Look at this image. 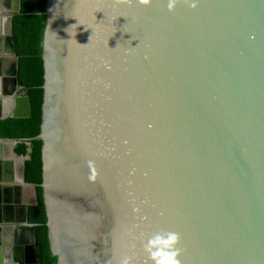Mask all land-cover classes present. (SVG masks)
<instances>
[{
	"label": "water",
	"instance_id": "1",
	"mask_svg": "<svg viewBox=\"0 0 264 264\" xmlns=\"http://www.w3.org/2000/svg\"><path fill=\"white\" fill-rule=\"evenodd\" d=\"M168 2L47 0L36 138L57 264H153L146 246L167 251L149 244L167 233L180 264H264V0ZM20 10L0 119L32 115ZM21 140L0 137V264L41 263L21 201L35 184L8 172L29 159Z\"/></svg>",
	"mask_w": 264,
	"mask_h": 264
},
{
	"label": "trees",
	"instance_id": "2",
	"mask_svg": "<svg viewBox=\"0 0 264 264\" xmlns=\"http://www.w3.org/2000/svg\"><path fill=\"white\" fill-rule=\"evenodd\" d=\"M47 0H21V10L13 15V33L19 57L18 82L30 96L32 115L26 118L0 119V137L31 138L16 144L20 155L29 154L24 164L26 181L35 184V203L28 206V220L35 223L36 242L40 246V264H57L58 256L52 253L43 197L42 140L36 138L42 122L44 66L42 37L46 18ZM30 148V151L28 149Z\"/></svg>",
	"mask_w": 264,
	"mask_h": 264
},
{
	"label": "crops",
	"instance_id": "3",
	"mask_svg": "<svg viewBox=\"0 0 264 264\" xmlns=\"http://www.w3.org/2000/svg\"><path fill=\"white\" fill-rule=\"evenodd\" d=\"M12 6V0H0V55L3 58H8L10 56H12L10 52V42L8 39V35H6V28H7V16L9 14V11L11 9ZM1 71V70H0ZM8 70H4L2 71V75H9L7 73H4ZM14 85H12L13 88ZM3 88V92L8 89L6 87V85H2ZM20 91H23V89L19 88ZM1 91V90H0ZM3 92H0V99H2L4 102L3 104L0 105V112L7 115L9 114L12 109H13V100H11V98H7L6 95L3 94ZM16 145L14 146L15 149ZM8 150V147H5V150ZM17 153V152H16ZM18 154V153H17ZM13 169H11L10 174L13 175V177H15L17 179V181H20L21 177H22V172H23V162L20 158L18 157H14L13 159ZM26 188H32L34 191V199L31 201H26V199L24 198L25 196V192H26ZM25 199V201L23 200ZM35 186H30V185H22V191H21V201L23 202V204H34L35 203ZM25 242V241H24ZM20 244H23L22 241H19Z\"/></svg>",
	"mask_w": 264,
	"mask_h": 264
},
{
	"label": "clouds",
	"instance_id": "4",
	"mask_svg": "<svg viewBox=\"0 0 264 264\" xmlns=\"http://www.w3.org/2000/svg\"><path fill=\"white\" fill-rule=\"evenodd\" d=\"M142 4L149 3V0H139ZM173 7V0H169L168 8L172 10ZM178 241V237L174 233H167L164 237L160 235H156L149 244L151 246L155 245H163V248L167 251H158L153 253L152 247L146 246V251L149 252L150 257L153 261V264H180L178 259V251L175 248V245Z\"/></svg>",
	"mask_w": 264,
	"mask_h": 264
},
{
	"label": "flooded vegetation",
	"instance_id": "5",
	"mask_svg": "<svg viewBox=\"0 0 264 264\" xmlns=\"http://www.w3.org/2000/svg\"><path fill=\"white\" fill-rule=\"evenodd\" d=\"M3 76H4V75H3ZM6 77H7V79L5 80V82L0 80V85H6L7 88H11L12 85H15V82L13 81V79L11 78L10 75H8V76H6ZM7 90H8V89H7ZM8 172H10V171H8ZM19 244H20V243H19ZM10 245H11V247H14V246H13V243H11Z\"/></svg>",
	"mask_w": 264,
	"mask_h": 264
},
{
	"label": "rangeland",
	"instance_id": "6",
	"mask_svg": "<svg viewBox=\"0 0 264 264\" xmlns=\"http://www.w3.org/2000/svg\"><path fill=\"white\" fill-rule=\"evenodd\" d=\"M24 198L26 199V201H31L34 199V191L32 188H26ZM25 199H23V200L25 201Z\"/></svg>",
	"mask_w": 264,
	"mask_h": 264
},
{
	"label": "bare ground",
	"instance_id": "7",
	"mask_svg": "<svg viewBox=\"0 0 264 264\" xmlns=\"http://www.w3.org/2000/svg\"><path fill=\"white\" fill-rule=\"evenodd\" d=\"M7 177V176H6Z\"/></svg>",
	"mask_w": 264,
	"mask_h": 264
}]
</instances>
